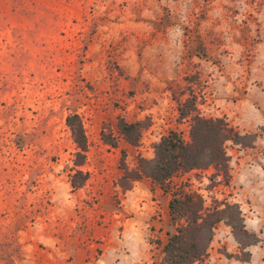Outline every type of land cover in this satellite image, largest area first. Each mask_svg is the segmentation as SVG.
I'll use <instances>...</instances> for the list:
<instances>
[{
	"label": "rangeland",
	"instance_id": "374dc122",
	"mask_svg": "<svg viewBox=\"0 0 264 264\" xmlns=\"http://www.w3.org/2000/svg\"><path fill=\"white\" fill-rule=\"evenodd\" d=\"M191 96L256 140L227 143L228 176L181 173L171 192L238 204L261 239L242 251L221 223L196 264H264V0H0V264H164L172 194L125 178L123 153L135 175L170 131L188 138ZM74 114L89 145L78 168ZM119 118L143 124L138 147Z\"/></svg>",
	"mask_w": 264,
	"mask_h": 264
},
{
	"label": "trees",
	"instance_id": "16d2710c",
	"mask_svg": "<svg viewBox=\"0 0 264 264\" xmlns=\"http://www.w3.org/2000/svg\"><path fill=\"white\" fill-rule=\"evenodd\" d=\"M178 111L179 121H189L188 138L177 131H170L154 146L153 159L140 157L139 172L135 175L126 168L125 153L122 160L125 178L138 180L146 177L158 185L163 193L172 194L168 209L176 230L175 233H168V239L162 246L164 264H196L204 260L208 256L215 230L221 223L231 228L242 251L258 245L261 239L256 233L247 230L243 211L238 204L224 201L207 207L203 197L197 193L184 196L179 191L171 192V181L181 173L214 167L228 176L230 157L227 143L251 147L256 135L240 134L225 117L203 116L192 96L179 101ZM66 121L78 149L74 161L78 168L85 164L88 139L79 115H70ZM117 127L129 145H140L144 128L141 122L131 123L125 118H119ZM102 137L107 144L117 147L116 140L105 132H102ZM87 180V173L76 170L71 177V185L75 190L80 189ZM236 258L249 262L251 254L247 253L245 258Z\"/></svg>",
	"mask_w": 264,
	"mask_h": 264
},
{
	"label": "crops",
	"instance_id": "0c3cea01",
	"mask_svg": "<svg viewBox=\"0 0 264 264\" xmlns=\"http://www.w3.org/2000/svg\"><path fill=\"white\" fill-rule=\"evenodd\" d=\"M169 202V201H168ZM167 207H168V205H167Z\"/></svg>",
	"mask_w": 264,
	"mask_h": 264
}]
</instances>
